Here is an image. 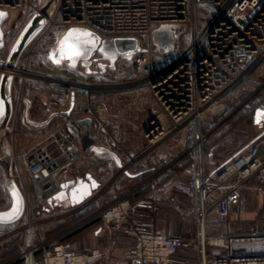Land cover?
Returning a JSON list of instances; mask_svg holds the SVG:
<instances>
[{"label":"built area","instance_id":"obj_1","mask_svg":"<svg viewBox=\"0 0 264 264\" xmlns=\"http://www.w3.org/2000/svg\"><path fill=\"white\" fill-rule=\"evenodd\" d=\"M44 1L0 0V12L7 13L1 25L0 80L10 73L12 86L19 81L5 135L12 180L23 199L20 217L0 236V244L8 243L16 255L1 264H98L110 258L116 234L133 241L128 264H264V216L250 229L242 227L245 221L235 228L232 218L248 185L264 193V106L255 137L214 170L207 145L216 127L205 129L208 115L224 112V98L264 61V0H57L16 68L8 71L6 61ZM199 7L211 14L202 26L197 21ZM165 25L177 34L172 52L154 45V31ZM71 28L91 31L101 40L132 38L139 50L129 59H117L113 67L95 54L88 71L79 65L81 76L30 67L34 50L48 36L57 32L59 46ZM185 34L188 40L182 44ZM63 67L71 69L66 58ZM26 72L43 77L25 78ZM112 72L118 75L108 76ZM27 102L38 105L46 128L36 140L17 147L16 125ZM66 112L68 118L62 116ZM85 118L91 119L96 143L101 134L127 157L108 182L90 171L95 162L82 150L72 126ZM130 135L143 143L136 154L125 149ZM175 138L182 139L181 152L151 157ZM3 154L0 140V158ZM185 157L195 246L189 237L156 229L157 201L167 191L165 183L140 196L144 184L128 187L125 180L154 166V177L161 178ZM87 175L99 187L82 203L55 212L61 203L53 198L62 183L85 180ZM104 198L98 216L111 229L108 248L79 252L46 236L47 223L84 212Z\"/></svg>","mask_w":264,"mask_h":264},{"label":"crops","instance_id":"obj_2","mask_svg":"<svg viewBox=\"0 0 264 264\" xmlns=\"http://www.w3.org/2000/svg\"><path fill=\"white\" fill-rule=\"evenodd\" d=\"M19 81H16V84H18ZM11 84L10 92L12 96V101L14 99L15 93H16V86ZM29 94V93H26ZM259 102H261L258 106V108L261 106H264V99L262 98ZM257 106V104H256ZM38 105L36 103H26L24 107V111L22 112V115L20 116V119L16 125V133L14 135V142L17 147H23L26 144L36 140L40 137L41 133L45 130L46 125L44 122H42V118L38 119V121L33 120L34 113L39 114V108L37 109ZM256 108V111L251 113L253 114V117H255L253 124H248V119L251 120V116H244V115H237L235 116L234 112L231 115H228L227 119H225L221 124H219L216 129L211 133L209 141L213 136L215 135V138L212 139V141L208 142V150H209V159L213 161H217L218 165H220L225 160L233 157L238 152H240L246 145L250 143V141L255 137V135L258 133L259 125L261 124V120L258 123L257 118L258 114H261V112ZM234 114V115H233ZM233 120V121H232ZM231 122V123H230ZM95 132L96 126H94L93 129ZM94 132V133H95ZM99 140H105L109 142L110 146L105 144H100V146L106 147L112 151H114L117 155L118 153L115 151L116 148L114 147L113 143L106 138L105 136H102L101 134L98 135L97 141ZM98 143V142H97ZM142 144L140 143L139 151L142 150ZM99 145V144H98ZM127 149V147H125ZM183 149V142L181 138H175L171 141H169L165 146L162 147V152L165 151H173L174 153H179ZM129 150V148L127 149ZM131 150V149H130ZM93 154H89V160L95 162V159L91 157ZM98 154V153H94ZM121 154V153H120ZM102 155V154H98ZM156 155H158L156 153ZM119 156V155H118ZM122 163H125L127 161L126 155L122 153V155L119 156ZM153 157V155H152ZM114 160V159H113ZM115 162V161H111ZM109 163L110 166H112V163ZM181 162H185V159L182 158L179 160L177 165L181 164ZM216 164L215 166H210L212 170L216 169L218 167ZM116 166V172H117V164ZM156 166L150 167L146 171H144L141 175L136 176H127L126 177V184L128 187H134L137 186L140 183H143V189L140 192V196L146 194L148 190L151 187H156L158 185H161L165 183L167 186V191L164 193L159 200L157 201L158 210L155 214V224L156 229L159 232L166 233V234H179L186 237L191 238V244L192 246H195V241L193 236H191L189 232L191 227V217L192 212L190 209L189 201L187 199V183L185 173L186 168L184 172H177L172 170L170 174L166 175L167 178L164 177H154ZM1 169V168H0ZM3 171V170H2ZM115 172V173H116ZM4 173V172H3ZM72 176V175H71ZM112 177V176H111ZM110 177V179H111ZM103 178V177H102ZM71 179V177L66 178ZM104 179V178H103ZM110 179H104L105 181H110ZM257 188L254 187V185L250 184L247 186L246 190H250V192L257 194V196L261 199L257 209L254 210L253 214H258L259 211H261L264 208V194L261 192H258L256 190ZM245 190V191H246ZM109 192H112L111 190H108ZM245 191H244V197L241 202V204L238 206L239 209H234L233 214L235 215V218L242 221H253V219L246 218L245 212H246V198H245ZM106 198L109 199V196L106 195ZM105 201L107 202V199L105 198L101 201L95 202V204L88 210L78 213L76 215H72L70 217H64L59 221L55 222H49L46 225L50 224V230L46 232V234H50V238L60 241V239L64 238L66 235L75 233L78 228L80 229L83 225L91 223L92 225L90 228L85 232L78 233L74 236V238L69 242V244L79 252H86L93 248H108L110 246V240H111V229L108 226H105L103 224L102 219H100V222L98 225L93 224V222L98 218V212L101 211L103 204H105ZM70 207V204L68 201L62 202L59 207H57V211L55 212H64ZM171 211V212H170ZM252 214V215H253ZM73 221L72 223H69ZM69 223V224H67ZM67 224V225H66ZM10 224H3L0 223V236L3 235L5 232L12 229V227L9 229ZM45 225V226H46ZM60 225H66L64 226V230H59L58 228ZM58 230V231H57ZM116 243L112 246L110 249L111 256L107 261L100 262L98 264H128L129 262V250L132 247L133 241L127 236L116 234ZM16 252L12 250L10 245L8 243L0 244V264L4 262H8L13 260L15 257Z\"/></svg>","mask_w":264,"mask_h":264},{"label":"water","instance_id":"obj_3","mask_svg":"<svg viewBox=\"0 0 264 264\" xmlns=\"http://www.w3.org/2000/svg\"><path fill=\"white\" fill-rule=\"evenodd\" d=\"M57 0H45L40 8L38 15H36L30 22L25 32L19 39L15 48L13 49L9 59L6 61V69L8 71L16 68L17 62L25 49L26 45L35 35V33L44 25L47 17H50L55 10ZM0 47H2V22L6 18L7 13L0 12ZM72 30H76L80 33H90L92 37V43L88 45H81L82 52L84 53L79 58L68 60L70 68H77L79 65L88 69L91 64V59L95 54H100L101 57L109 61L110 66L113 67L115 62L119 58H131L139 50L137 41L132 38H116L112 40H101L91 31L81 28L69 29L60 39L63 38ZM184 28L180 27L179 32H183ZM177 34L169 26H161L153 33L154 45L165 52H172L174 49V43ZM59 42V47H60ZM12 82V75L5 73L0 80V140L4 145V154L0 158V168L4 172L6 189L11 198V206L0 211V214L13 213L14 208L18 207V214H14V218L3 224H10L16 221L23 210V199L16 185L13 183L11 175V149L6 140L5 130L7 123L11 117L12 104H11V92L10 86ZM65 118L69 117V112L63 113ZM72 126L77 130V136L81 144V148L85 153H98L110 155L118 167H123L120 157L112 150L100 146L96 143V137L91 132V119L85 118L72 123ZM84 128V130H83ZM99 187V183L91 176L87 175L85 180H72L61 185V191L54 196V200L57 203L68 201L71 206L82 203L87 197H89L94 190Z\"/></svg>","mask_w":264,"mask_h":264},{"label":"rangeland","instance_id":"obj_4","mask_svg":"<svg viewBox=\"0 0 264 264\" xmlns=\"http://www.w3.org/2000/svg\"><path fill=\"white\" fill-rule=\"evenodd\" d=\"M210 15L211 14H210V12H208L207 8L199 7L197 10L198 25L199 26L204 25V23L206 22V20H208ZM175 29L178 30L179 26H175ZM179 35H180V33H179ZM187 40H188V35L185 34L182 38V44H185L187 42ZM58 47H59L58 46V35H57V32H55V33H52L50 36H48L47 40H44L34 50V54H32V57H31L30 67H32L33 69L41 70V71L48 72V73H58V72L65 70V72H68L70 74H74L76 76L77 75L78 76L84 75L82 72V68L80 66H78L76 69L75 68L64 69L63 65H65V59H61L59 57ZM29 50L30 49H28L27 52H29ZM54 54L56 56L55 59H53ZM57 60L59 62H57ZM127 69L130 70V67H127ZM86 70L88 71L89 68ZM141 74H143V73H141ZM117 75H118V73H113V74H110L108 76H111L112 78H114ZM262 98L264 99V61L255 67V69L250 73L248 78L237 89L233 90L231 93H229L224 98L223 103L226 106L224 112H222L221 114H216V115L214 114L213 116H210V114L208 115V118H207V121L205 124V129L209 130V131L214 129L219 124H221L225 119H227L228 115H231L233 112H234L235 116H237V115H244L246 117L251 116L252 119L251 120L248 119L247 122L249 125H252L255 117H253V114H251V113L255 112L256 108H258V106L261 105L260 104L261 102H259V101ZM256 104H257V106H256ZM37 109H38V107H37ZM261 109H262V107L260 106L258 108V110L260 111ZM41 117H42V115L40 113L38 114L36 111V113H34V115H33V120L38 121V119H40ZM215 135L213 136V138L210 139L209 143L212 141V139L215 138ZM140 143H142V140L140 138H134L130 135V137L128 138V140L125 144V147H127V149L129 148V151H132L133 153L136 154L137 152H139V150H138L139 147H137V146H139ZM97 144H99V145L105 144V145L110 146L109 145L110 143L105 141V140L104 141L99 140ZM160 150H162V147L160 149H157V151L154 152V154H153L154 158L157 157L156 153L159 154L161 152ZM115 151L118 153L119 156L122 155L121 151H119V150H115ZM91 157H93L95 159L94 166H92L90 168V171H92L94 175H96L98 177L102 176L104 179H110V177L115 174V172H116L115 162H111L114 160L110 155H108V154L98 155V154L93 153ZM184 159H185L184 163L181 162V164H179V165H177L178 163H176L175 166L172 167L171 169H169L165 172H162V174H163V175L161 174L162 177H164L166 179L167 178L166 175L170 174L172 170L177 171V172H184L185 168H187L188 164H189L188 158L185 157ZM110 162L112 163V166L109 165ZM209 163H210L209 165L212 167L215 166L216 164L218 165V162L213 161V160H210ZM162 164L163 163L161 162L160 167H162L161 166ZM256 190L258 192H261L262 194H264L260 188H257ZM108 196L110 197V193L108 194ZM245 198H246L245 216H246V218H249V219L254 218V219H253V221L250 220V222L245 221L244 225L242 226L240 224V221H242V220H239V219L237 220L235 218V215L232 212V218L235 220V228H240L242 226L244 229H250L253 227V224H255V221L259 220L261 217L264 216V208L261 211H259L258 214H255V213L253 214L254 210L257 209V206L261 200L257 196V194L250 192V190H246L245 191ZM187 199H188V194H187ZM10 206H11V198H10V195H9L7 189H6V182H5L4 173H3L2 169H0V211L8 209ZM33 207H35L36 210L39 209L38 204H34ZM236 209H239V207H237ZM190 221H191L192 229L187 233H189L191 236L195 237L197 229H196V222L194 220L193 215H192ZM72 222L73 221H71L69 223H72ZM17 223L15 222V224H17ZM69 223H67V224H69ZM66 225H60L61 228L63 227L61 230H64V226H66ZM13 226L14 225H9L8 228L10 229ZM43 230L45 233L47 231H49L50 230V224L44 226ZM46 236L49 237L50 234L49 235L46 234Z\"/></svg>","mask_w":264,"mask_h":264},{"label":"snow or ice","instance_id":"obj_5","mask_svg":"<svg viewBox=\"0 0 264 264\" xmlns=\"http://www.w3.org/2000/svg\"><path fill=\"white\" fill-rule=\"evenodd\" d=\"M3 15V14H0ZM92 43V37L90 33H80L76 30L70 31L60 42L59 47V57L61 59L75 60L79 58L84 53L82 52L81 45H88ZM55 54L53 55V59H55ZM57 62H59L57 60ZM262 114H258L257 122H260V116ZM19 208L16 207L13 210V213L9 214H0V223H4L10 221L14 218V214H18Z\"/></svg>","mask_w":264,"mask_h":264},{"label":"trees","instance_id":"obj_6","mask_svg":"<svg viewBox=\"0 0 264 264\" xmlns=\"http://www.w3.org/2000/svg\"><path fill=\"white\" fill-rule=\"evenodd\" d=\"M99 222H100V217L96 218L93 224L95 223V225H98ZM91 225H92L91 223L83 225L80 229L76 230L75 233L73 232L71 234L66 235L64 238L60 239V242L69 243L76 234L82 233L84 231L86 232ZM58 228H60L59 230H61L63 227L61 228V226H59Z\"/></svg>","mask_w":264,"mask_h":264},{"label":"bare ground","instance_id":"obj_7","mask_svg":"<svg viewBox=\"0 0 264 264\" xmlns=\"http://www.w3.org/2000/svg\"><path fill=\"white\" fill-rule=\"evenodd\" d=\"M22 76H24L25 78H31V77H43V76H39V75H35L34 74V76H33V73H31V72H26V73H24Z\"/></svg>","mask_w":264,"mask_h":264}]
</instances>
